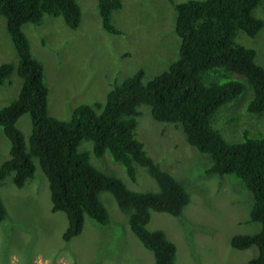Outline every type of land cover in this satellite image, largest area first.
<instances>
[{
    "label": "trees",
    "instance_id": "1",
    "mask_svg": "<svg viewBox=\"0 0 264 264\" xmlns=\"http://www.w3.org/2000/svg\"><path fill=\"white\" fill-rule=\"evenodd\" d=\"M174 31L180 39L178 56L167 69L143 81L139 67L107 91L105 101L81 103L68 119L48 113V87L42 64L31 53L21 26L40 24L44 14L61 16L70 28L80 22L76 0H0V15L18 57L16 65L0 64V84L13 71L21 79L16 97L0 107V129L10 142L8 157L0 163V185L10 175L22 188L32 180L37 159L48 180L50 211L64 212L67 225L62 240L78 236L89 217L108 224V212L100 193L112 194L118 207L127 212L130 231L153 255V264H177L176 245L161 229H148L150 210L180 216L189 202L185 185L148 155L136 138L139 106L146 104L151 116L180 126L186 141L206 154L210 163L206 173L232 175L251 194L247 222L257 230L230 237V246L244 250L255 247L249 264H264V137L247 136L228 141L214 127L221 106L233 101L249 87L251 97L245 111H264V67L255 61V50L238 42L239 31L254 35L263 25L255 10L264 0H186L174 3ZM103 29L121 33L111 22L112 11L121 0H97ZM241 40V39H240ZM212 76L224 78L218 82ZM9 81V80H7ZM28 114L31 131L26 142L17 126L19 117ZM222 115L220 112L216 116ZM82 141L91 142L95 157L107 152L134 182L136 165L142 166L156 181V191H135L119 177L98 169L90 161V151L79 149ZM7 210L0 197V220ZM75 262L77 257H74ZM74 260L72 259V262ZM84 263H88L84 258Z\"/></svg>",
    "mask_w": 264,
    "mask_h": 264
},
{
    "label": "rangeland",
    "instance_id": "2",
    "mask_svg": "<svg viewBox=\"0 0 264 264\" xmlns=\"http://www.w3.org/2000/svg\"><path fill=\"white\" fill-rule=\"evenodd\" d=\"M81 17L76 28L68 27L61 16L44 14L40 24L21 26L33 56L42 64L43 79L48 87V113L68 119L75 106L105 101L113 83L141 67L143 81L167 69L178 56L180 39L174 31L175 9L169 0H121L112 11L111 22L121 33L103 29L97 0H76ZM186 0H173L174 3ZM262 5L255 15L263 25L250 36L239 31L237 41L254 48L256 63L264 67V15ZM241 39V40H240ZM18 63V57L0 15V64ZM216 81L224 78L212 76ZM9 80V81H7ZM21 79L16 71L0 84V107L16 97ZM251 97L247 87L233 101L218 110L214 127L230 142L247 136L264 137V111L247 113ZM136 138L148 155L182 182L189 202L180 216L150 210L148 229H161L176 245L177 264H249L255 247L238 250L229 239L238 233L252 232L259 224L248 223L250 192L232 175L206 173L210 163L206 154L188 144L180 126L155 120L146 104L139 106ZM27 142L31 121L23 114L17 121ZM90 141L79 149L90 151V161L102 171L123 180L135 191H156V181L140 165L132 182L123 167L106 152L93 155ZM10 142L0 129V163L8 157ZM32 180L17 188L8 176L0 185V197L7 214L0 220V264H153V255L130 231L127 212L121 210L112 194L100 193L109 222L102 225L85 217L81 233L62 240L67 220L64 212L50 211L48 180L37 159ZM74 257H77L75 262ZM72 259L74 260L72 262Z\"/></svg>",
    "mask_w": 264,
    "mask_h": 264
},
{
    "label": "clouds",
    "instance_id": "3",
    "mask_svg": "<svg viewBox=\"0 0 264 264\" xmlns=\"http://www.w3.org/2000/svg\"><path fill=\"white\" fill-rule=\"evenodd\" d=\"M13 72H14V71H13ZM13 72H12V73H13Z\"/></svg>",
    "mask_w": 264,
    "mask_h": 264
}]
</instances>
